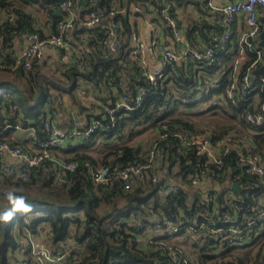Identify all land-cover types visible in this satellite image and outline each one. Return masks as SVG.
I'll list each match as a JSON object with an SVG mask.
<instances>
[{
	"label": "trees",
	"instance_id": "1",
	"mask_svg": "<svg viewBox=\"0 0 264 264\" xmlns=\"http://www.w3.org/2000/svg\"><path fill=\"white\" fill-rule=\"evenodd\" d=\"M91 1L96 3L87 10L86 15L97 10H115L111 18L120 23L124 36L130 25L121 9L125 6L123 2L127 3L128 0H123L121 5H116L113 0ZM176 1L202 4L194 0H166L167 6L154 0L149 3L166 22L162 10ZM29 6H37L43 10L48 34L52 35L58 33L59 22L72 13H63L58 0H0V52L7 64L12 63V54H16L12 49L15 37L24 35L25 32H37L41 37L47 34L38 27L36 16L27 9ZM167 12L174 17L172 10L168 8ZM74 22L73 17V25ZM85 22L84 20V24ZM197 28L200 33L207 32V42L212 29L221 30L219 25L192 23L187 30L189 40ZM82 29L90 34L87 36L89 51L63 73L66 81L45 74L39 59L28 70L0 68V141L6 140L13 146L27 148L21 143L13 142L8 136L10 129L18 124L32 128L33 141L47 139L49 114L57 112L55 105L59 97L51 89L71 93L82 80L88 81L93 88L106 95L102 98L103 113L91 116L82 126L80 124V127L85 128L89 122L97 119L101 126L75 146L53 149L55 158L61 163H77L76 168L67 172L64 179L59 163L50 160L43 161L17 179L0 172V264H9L8 251L16 246L13 230L17 226L22 228L24 215L31 216L29 228L49 226L54 245L65 244L73 234L81 243L80 248L75 251H79V261L76 264H111L110 260H113L112 264H175L168 256L155 249V244L137 241V236L143 232L136 227L133 218L138 216L146 228L153 226L151 220L157 215L186 220L187 223L194 218L206 220L210 216L211 206L187 178L194 171L185 161L191 158L195 163L197 159L184 151L177 137L170 136L159 141L158 145L169 166L177 164L172 181L165 182L154 168H149L141 181L135 182L131 189L124 190L123 182L118 178L108 184L95 183L92 170L104 164L123 166L135 159L141 160L143 149L133 146L131 141L143 131L158 129L162 123L177 130L190 131L210 126L214 135H218L227 130L226 124L218 121L219 117L223 118L225 115L222 111L215 110V107L210 108V112L188 110L194 105L191 99L197 91L193 89L197 83L193 70L178 67L167 79L150 83L141 72L140 61L131 55L133 47L126 49L125 39L118 52H111L104 42L105 27L92 28L85 25ZM66 31L63 37L73 47ZM65 49L67 48L59 51L62 53ZM217 66L218 63L207 67V73L211 75ZM139 87L145 89L141 106L130 112L119 111L116 125L111 128L105 107L111 106L121 93H126L130 102H133ZM195 115L200 118L196 120ZM57 126L59 127L58 124ZM99 139L105 148L96 157L87 150L92 145L91 142ZM60 152H72V155L63 158L59 157ZM154 174L158 177L155 182L152 181ZM225 189L226 186L216 195L220 208L224 202ZM249 198L244 196V202L250 201ZM79 210L83 211L82 222L76 216H66V212ZM75 224L80 229L70 231V226ZM220 247L221 249L218 242L209 238L201 243L194 242L186 250L192 253L199 264H217L224 258L229 260L222 264H247L253 255V259L258 258L261 251L238 245Z\"/></svg>",
	"mask_w": 264,
	"mask_h": 264
},
{
	"label": "built area",
	"instance_id": "2",
	"mask_svg": "<svg viewBox=\"0 0 264 264\" xmlns=\"http://www.w3.org/2000/svg\"><path fill=\"white\" fill-rule=\"evenodd\" d=\"M58 1L60 8L68 10L74 2ZM194 1L202 2L205 8L221 15L218 22L221 30L212 29L208 42L201 47L192 46L183 35L175 17L170 16L166 8L162 10V15L179 47H167L160 31L151 23V48L156 64L151 66L145 58L149 45L137 34L132 35V54L140 61L141 72L150 83L167 79L178 67L193 70L195 81L197 80L193 89L197 91L191 99L194 105L188 110L210 112L209 109L215 107V110L231 117V124L223 133L214 135L210 126L190 131L177 130L162 123L157 134L150 138L148 147L143 150L141 160L135 159L123 166L100 165L92 170V178L95 183L104 184L118 178L123 182V189L129 190L135 182L143 179L149 168H155L162 158L163 150L158 145L159 141L170 136L177 137L184 151L197 159L195 163L191 158L185 161L194 171L187 178L192 186L200 190L205 202L210 204V216L203 221L194 218L187 223L186 220L157 215L151 220V228H146L140 218L135 216L133 220L136 227L146 235L145 243L155 244V249L160 250L161 254L168 256L175 264H199L186 247L211 238L218 242L219 249L220 245L261 249L254 264H264V73L254 75V71L263 63V49L258 46V36L262 30L259 18L264 16V0H232L222 4H216L213 0ZM114 11H92L85 20L89 26L104 19L109 20L105 25L104 42L111 52L118 51L124 39L120 23L111 18ZM72 26L73 17L69 15L59 22L57 34L41 37L37 32H25L26 48L12 54L11 64L5 62L3 53L0 52V68L28 70L47 49L70 48L63 33ZM229 49L232 50L230 60L222 62L209 75L206 68L215 65ZM144 93L145 89L139 87L133 102H130L126 93H121L111 106L105 107L111 128L116 125L119 111L130 112L141 106ZM56 115V111L49 114L47 139L33 141L34 145L31 147L22 148L13 146L6 140L0 141V157L9 156L18 160L16 164L1 160L2 174L17 179L45 160L59 163L60 169H63V179L67 172L76 168V162L58 161L53 149L63 146L69 137L88 138L101 123L93 119L82 128L76 121L72 130H66L57 126ZM157 179L154 174L152 181ZM234 182L239 184V194L231 188ZM224 186V202L220 208L216 195ZM244 196L250 197V201L244 202ZM82 214L81 210L66 212V216H76L81 222ZM22 222V228L17 226L13 230L16 246L8 251L9 264H76L79 261V251H75L80 248L81 243L73 234L65 244L54 245L49 226L29 228V215L22 216ZM76 227L77 224L71 225L70 231L78 229ZM141 235L137 236V241ZM225 260L226 258L220 259L217 264H222ZM109 263L112 264L113 260Z\"/></svg>",
	"mask_w": 264,
	"mask_h": 264
},
{
	"label": "crops",
	"instance_id": "3",
	"mask_svg": "<svg viewBox=\"0 0 264 264\" xmlns=\"http://www.w3.org/2000/svg\"><path fill=\"white\" fill-rule=\"evenodd\" d=\"M113 1L116 5H121V2H123V0ZM151 1L152 0H128L127 3L123 2L125 6L123 7L124 9L121 10L122 12H125L126 21H128L130 25V29L127 30L124 35L126 49L134 47V44L132 42L133 34H137L147 42V31L148 28H150L149 25L151 23H153L158 28L161 33L162 40L167 47H170L171 49L179 47L172 34L170 33L169 26L159 17V14H157V12L150 4ZM154 1H156L157 3L161 2L162 4H166L167 6L166 0ZM229 1L232 0H213V2L216 4H222ZM95 3L96 1L91 0H74L70 10L61 8V11H63V13L72 11L70 15L75 18L74 25L66 31L67 36L71 39L74 46L63 50L62 53L56 49H47L43 53L38 62L42 64V70L44 72L45 70H49L48 75L55 76L59 80L66 81L63 73L67 70V68L77 63V61L84 53L89 51V47L87 45V36L90 34L89 32L83 31L82 28L83 26L87 25L86 23L84 24V20H86L87 17V10L90 7L94 6ZM171 3L169 4L168 8L169 10H172V13L185 38L194 47L203 46L207 42V32L206 34L205 32L200 33L197 28L192 32V39L189 40V38L187 37V30L189 26L192 23L200 24L201 22H205L212 26L219 25L218 22L221 15L205 8L203 4H184L183 1H176L172 4ZM27 9L34 13V15L36 16V19L38 20L37 25L38 27H40L41 31L45 34H48L49 30L46 22L47 20L43 10L39 9L37 6H29ZM57 12L59 13V10H57ZM108 21V19H104L97 24L90 25V27L94 28L101 26L103 28L108 23ZM233 27L235 28V26ZM12 46L16 53H19L20 51L25 49L27 46V42L24 35L15 37ZM152 51L153 48H150L148 46L145 55V58L149 60L151 66L156 64V58L152 56ZM231 54L232 50L229 49V51L218 60V65H220L222 62L230 60ZM131 55L133 56L132 52ZM51 91L54 94H59L58 100L55 105V108L57 109L56 121L59 127L63 129L72 130V128L75 126L76 121L79 123V125L81 124L82 126L88 122V119L91 116L99 115L101 112L103 113L101 105L104 101L102 100V98H105L106 95L105 93L99 92L97 91V89L93 88L92 84L88 81L80 80L79 84L73 89V91H71V93H68L66 91L58 92L53 89H51ZM230 118L231 117L228 116H225L223 118L219 117L218 121L228 126L232 122ZM151 133L152 136L154 134L156 135L157 129H153ZM33 135L34 132L30 126L23 127L19 124L12 127L8 133L9 138L13 142L21 143L26 147H31L34 145ZM80 140L83 139L81 137H69L62 147L63 149H66L75 146ZM109 141L112 144L115 143V141L113 140ZM91 144L92 145L87 150V152L96 157L100 156V152L105 148L103 147L101 139L97 140L96 142H91ZM137 146L140 147L139 144H137ZM71 153L72 152H60L59 157H70L72 155ZM0 160H4L5 162L14 164L18 162V160L9 156L0 157ZM154 169L159 177L161 176V178L165 179V182H169L173 180L172 175L177 171V164L171 167L169 166L167 160L162 157L158 160ZM145 239L146 235L142 234L138 242L144 244Z\"/></svg>",
	"mask_w": 264,
	"mask_h": 264
},
{
	"label": "water",
	"instance_id": "4",
	"mask_svg": "<svg viewBox=\"0 0 264 264\" xmlns=\"http://www.w3.org/2000/svg\"><path fill=\"white\" fill-rule=\"evenodd\" d=\"M259 20H260V22L262 24V30H261V32L259 33V36H258V46L263 49V63H262V65L259 68H257L254 71V75H259V74L264 73V16H261L259 18ZM147 43H148L149 47L151 48L150 28H148V31H147ZM231 188L233 189V191L236 194H239L240 191H241V189L239 187V184L237 182H234L232 184Z\"/></svg>",
	"mask_w": 264,
	"mask_h": 264
},
{
	"label": "rangeland",
	"instance_id": "5",
	"mask_svg": "<svg viewBox=\"0 0 264 264\" xmlns=\"http://www.w3.org/2000/svg\"><path fill=\"white\" fill-rule=\"evenodd\" d=\"M45 72H46V74H49V70H45ZM15 94H17L16 92H14ZM195 117V119L196 118H200L199 116H194ZM197 120V119H196ZM208 120H210V118L208 117ZM211 120H214V118H211ZM215 120H217V118H215ZM216 122V121H215ZM152 130H150V131H143L140 135H138V136H135L134 138H133V140L131 141V143L130 144H133V146H137V144H139L140 145V148L141 149H146L147 147H148V144H149V140H150V138H151V136H152ZM109 141V140H108ZM110 142V141H109ZM102 150V149H101ZM188 247V246H187ZM192 247V246H191ZM191 250V252H192V248L190 249ZM192 254V253H191ZM255 254V253H254ZM253 257H254V255L250 258V260L248 261V263L247 264H254L255 263V261L258 259L257 257H255L254 259H253ZM226 260H229L228 258L226 259Z\"/></svg>",
	"mask_w": 264,
	"mask_h": 264
}]
</instances>
